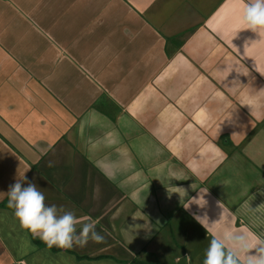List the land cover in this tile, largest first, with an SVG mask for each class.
I'll return each mask as SVG.
<instances>
[{
  "label": "crops",
  "instance_id": "crops-1",
  "mask_svg": "<svg viewBox=\"0 0 264 264\" xmlns=\"http://www.w3.org/2000/svg\"><path fill=\"white\" fill-rule=\"evenodd\" d=\"M246 2L0 0V264H203L212 233L264 238V34L239 23ZM23 178L104 243L22 229L6 192Z\"/></svg>",
  "mask_w": 264,
  "mask_h": 264
},
{
  "label": "clouds",
  "instance_id": "clouds-1",
  "mask_svg": "<svg viewBox=\"0 0 264 264\" xmlns=\"http://www.w3.org/2000/svg\"><path fill=\"white\" fill-rule=\"evenodd\" d=\"M239 23L243 29L264 34V0H247ZM24 184L25 178L17 179L6 192L8 207L14 210L22 229L38 237L48 248L84 247L90 240L104 243L105 237L97 231L96 221L78 218L74 210L63 206L46 204L44 192L34 182ZM203 264H264V238L257 236L249 242L246 236L231 231H226L222 238L212 233Z\"/></svg>",
  "mask_w": 264,
  "mask_h": 264
},
{
  "label": "trees",
  "instance_id": "trees-1",
  "mask_svg": "<svg viewBox=\"0 0 264 264\" xmlns=\"http://www.w3.org/2000/svg\"><path fill=\"white\" fill-rule=\"evenodd\" d=\"M134 264H142L141 262L139 261H135Z\"/></svg>",
  "mask_w": 264,
  "mask_h": 264
}]
</instances>
